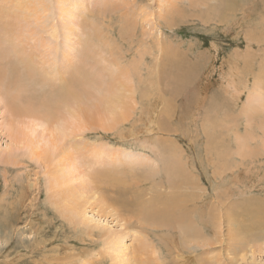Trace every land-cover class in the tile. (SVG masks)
Returning a JSON list of instances; mask_svg holds the SVG:
<instances>
[{
	"label": "rangeland",
	"instance_id": "374dc122",
	"mask_svg": "<svg viewBox=\"0 0 264 264\" xmlns=\"http://www.w3.org/2000/svg\"><path fill=\"white\" fill-rule=\"evenodd\" d=\"M36 1L37 16L31 9L26 10V4L35 0L23 3L0 0L2 10L8 5L15 9L8 17L0 16V27L9 22L17 35L15 42H3L5 44L0 46L6 49L4 65L17 62L23 66L18 55L35 60L33 63H37L40 76L47 73L53 82H44V76L43 81L38 76L37 80L28 77L25 84L37 97L51 95L53 92L49 90H53L55 84L58 87L85 65L80 69L89 75V81L82 103L89 107L90 116L83 115V126L68 131L53 159L44 166L33 159L28 145L33 142L37 158L38 142L44 147L46 142L42 140L53 136V132L46 128L44 120L11 110L5 88L0 84V264H85V261L86 264H113L111 256L121 247L131 256V251H137L143 244L139 239L144 236L137 237L135 229L145 232L138 227L136 218L122 225L124 221L120 222L114 212L110 213L112 209H119L114 201H118L124 189L105 182L94 183L87 197L97 205L91 201L85 205L87 214L82 216L90 222L83 224L69 219L63 207H57L64 202L67 193L57 195L52 190L56 178L48 169H58L65 164L58 156L69 151L92 158L93 151L105 150L108 157L104 166L110 164V168L122 166L120 159L126 167L132 166L133 161L144 160L145 156L151 158L144 162L154 165L153 161L159 160L157 150L143 148L145 142L154 138L177 142L184 160L189 163L187 166L193 170L202 192L200 200L189 205L198 204L204 212L209 206L213 209L208 217L213 224L206 225L198 219L197 211L193 213L194 222L202 225L200 231L204 236L195 243L178 237L176 241L180 243L182 255L178 258L173 250L171 255L162 249L158 254L162 264H264L263 241H259L260 236L264 237V221H255L249 208L253 205L251 201L264 202L261 145L264 124L260 122L264 108L257 111L260 105L251 107L248 103L249 95L253 91L256 94V80L264 78V0H238L241 6L233 8L232 14L224 19H219L212 11L213 6L223 3L221 0ZM61 2L71 11L62 10L65 4ZM210 13V18L203 16ZM12 46L21 50L14 51ZM179 54L184 59H179ZM124 65L138 70L134 77L125 79L135 88L127 94L131 98V113L118 126L124 129L125 135H134L121 138L113 131L100 129L97 132L105 113L104 110L99 113V108L93 105L103 101L100 99L106 94V88L114 81L111 75L126 69ZM23 75L29 74L23 69ZM262 84L263 92L264 79ZM143 91L145 95L141 94ZM65 105L59 115L67 114L77 102L71 100ZM169 108L170 114L166 115L164 111ZM152 110L154 113L149 115ZM160 120L173 130L158 131ZM211 120H216L218 125L215 132L212 130L213 135L207 132L212 127ZM236 133L241 138L247 133L253 134L247 156L238 151ZM11 139L10 147L7 143ZM255 149L257 153L252 152ZM38 150L42 156V150ZM9 152L10 157H5ZM218 153L223 156L221 159ZM117 158L120 159L115 161ZM225 158L228 167L224 166ZM83 165L78 167L81 174L88 169ZM62 172L58 173L59 178ZM127 172L130 171L127 169ZM75 177L67 186L71 190H74L72 185L78 186L79 180ZM87 178L82 177V180ZM94 186L99 187L100 195L92 193ZM135 188L150 197L163 194L162 184L146 177L133 190ZM76 201L66 205L73 206ZM100 211L107 217L100 219ZM119 215L125 217V214ZM201 219L206 220V217ZM165 230L151 228L147 232L149 239L159 245V234ZM168 232L179 234L176 230ZM105 233L120 236L109 246L104 242ZM150 255L152 258L151 251L141 258L148 260ZM134 257L139 260L137 253Z\"/></svg>",
	"mask_w": 264,
	"mask_h": 264
},
{
	"label": "bare ground",
	"instance_id": "6f19581e",
	"mask_svg": "<svg viewBox=\"0 0 264 264\" xmlns=\"http://www.w3.org/2000/svg\"><path fill=\"white\" fill-rule=\"evenodd\" d=\"M5 1L11 2V0H4V2ZM18 1L21 3L27 2V0H18ZM221 1L223 3H221L219 7H216V6L212 7L213 15L218 16L219 19L227 18V15L229 13L232 14L233 8H237L241 6V2L238 0H221ZM60 4H65V7H63L62 10L71 11L70 7L69 9H66L67 7L66 3L61 2ZM28 5L30 7H28ZM28 5L26 4V10L31 9L34 13H36V16H37V1L35 0V3L30 2L28 3ZM7 7L8 8L6 9L3 8V10L0 8V16L3 18L10 16V12L15 10L14 6L10 7V5H8ZM182 13H183V10H182ZM28 15H26V17H29ZM211 15L212 14L210 13V14L203 15V16H205V18H210ZM9 24H10L9 22L3 23L2 26L0 27V46L2 44H5L3 42H9L10 44L11 42H15L14 40L16 39L17 35L11 29V26ZM255 30L257 29L255 28ZM95 32L96 30L94 31V34L92 33L94 36H95ZM13 49L14 51L21 50V49H16L14 47ZM5 50L6 49H4L3 47L2 48L0 47V61H2L0 62V84L4 86L5 88L4 92L7 95V99L9 101L11 110H13L15 113H18V114H23V115H27L33 118H37V120H40V119L44 120L43 124L44 122H47L45 124L47 126L46 128L53 132V136L48 137L46 140H42L46 142L44 147H41L42 145L40 146V142H38L39 144H37V142L35 143L37 144V158H35V147H33L35 145L33 144V142L28 145L30 148V154L34 157L32 158L38 161H41L44 164V166H47L48 163L50 162V159H53V155L56 149L58 148L59 142L69 135L68 131L78 126H83L81 124L82 123L81 118L83 115L85 117L90 116L89 107L86 106V104L84 106L82 103V101L87 96L86 85L88 84V81H89V75L83 69H80L83 67L82 66L78 70H75L76 75L74 76L71 75L72 77H70L68 80H64L63 82H61L58 85V87L56 84H55L56 88L55 86L52 85L53 90H49V92L50 91L53 92L51 95L45 96L47 95L46 93L43 96L38 95L37 97V94L33 93L32 90L27 88L25 81L27 82V80L29 79L28 77H33L34 79L37 80V76H38L39 79L41 80L44 76L47 78V80L46 78L45 79L43 78L45 80L44 82L51 81V84H53L49 75L45 73V75L40 76V73L37 72L38 71L37 63L36 64L33 63L35 62V60L32 61L29 57L24 58V56L22 55H18V56H20V63L22 62L23 66L18 64L17 62L8 63L4 65V62H5L4 59L6 57ZM179 55H180L179 59H181L183 56L181 57V54ZM176 57H179V56H176ZM115 60L118 61L119 59H115ZM172 63H175V61ZM178 63L177 65H179ZM185 65H187V63ZM124 67L126 69H122V70L119 69V72L116 75L115 74L111 75V78L114 79V81H112L106 88V91H107L106 94L103 95L102 98L100 99V100L103 99V101L93 105L94 108L95 107L99 108L100 110L99 113L101 112V110H104V113H105V119L101 123L97 132L100 129L104 131H113L114 134L120 135L121 138H126V137L134 135L130 132H129L130 134L125 135L124 129L123 128L120 129V127L118 126H121V124L126 119H128L131 113V112L129 113V111H131V106L129 105V100L131 98L127 96V94L131 93L132 90L135 88L133 86V83L127 84L129 81L125 79L134 77L138 70L135 66L130 67L129 65H124ZM162 67L164 66L162 65ZM23 69L29 75H23ZM185 70L187 69L185 68ZM42 71L43 70L41 69V72ZM42 74L44 73L42 72ZM177 74H175V76H178ZM263 79H264L263 77H260L259 81L256 80V88H255L256 94H255V91H253V93L251 92L252 90H254L252 89L250 91L252 94L249 95L248 103L251 107L260 105V107L257 108V111H259L261 108H264V94H263L264 91L262 92ZM29 93H33L34 95L31 96V94L29 95ZM38 94L40 93L38 92ZM141 94L145 95L146 93L143 91ZM71 100H74L77 102L76 107H70L69 112H67V114L59 115V111L62 108V106H64L65 104H68ZM93 107H91V109ZM170 110L171 109L169 108L165 110L164 113L168 115L170 114L169 113ZM261 111H264V110H261ZM151 113H154V111L152 110L148 114L150 115ZM85 117L83 118V123H85ZM211 121H212L211 123L212 127L207 129V132L209 133V135H213L212 130L215 132V127L218 126L216 120H211ZM260 122L264 124V118H262ZM263 128H264V125H263ZM171 130L173 129L169 125H167L164 121L162 120L159 121L158 131L167 132ZM236 134H238L237 139H236L237 140L236 145H237V148L239 149L238 151L240 152V154L247 156L246 154L250 152L247 150V148H249L248 143H249L250 138L253 137V134L252 133L245 134L244 136L247 138L245 137L241 138L239 133H236ZM169 139L167 141L166 139H156L155 140L154 138V139H149L147 142L143 144V148L145 149L155 150V151L157 150V157H159V160L157 159L156 161H153L154 165H151L147 161L144 162L145 159L149 160L151 158L149 156H145L143 158L144 160H139L138 162L133 161L134 164L132 166L128 164L126 167H123L125 164L120 158H117L115 159V161L120 159L119 164H121L122 166H113L112 168H110V164H108L106 167L104 166L107 160V157H108L107 151L105 150H98L96 153L93 151L92 158L85 157L81 153H78V152L69 151L66 154L61 153L58 156L60 161H63V160L65 161V164L60 166L58 169L56 168L55 169L53 168L52 170L48 169V172L50 173V175L56 178L55 183L51 185L52 190L54 192L56 191L57 195L58 194L64 195L67 193L65 196L64 202H61L57 207H60V208L63 207L64 214L69 219L73 221L75 220L81 221L83 224H88L90 222L88 218L82 215L87 214L85 211L86 208L84 207L85 205H87V203H89V201H91L89 200L90 198L87 197L88 195L87 193L90 190V187H92L94 183L105 182L107 185H110L114 188L121 187L124 189V192H122V195L118 198V201H114V204L117 205L119 209L115 207L117 210L112 209L110 210V213L114 212L117 219L120 218V222L124 221L122 225L128 224L131 221V218H136L135 222L138 223V227L140 229L142 228L144 229V230L142 229V231H144L145 233L136 232V229H135L134 232L135 234H137V237H140V235L144 236L139 239V241L143 240V244L137 249V251L132 250L131 256H129L130 254L129 251H125L122 247L119 248L114 254L112 253L113 255L111 256V260H113V264H115V261H116V264H133V262L134 264H162L160 260V256H158V254L162 253V249H165L170 253L173 250L175 252V256L179 258L180 255H182V252L180 250V243L176 241L178 237L182 236L185 242L193 241L195 243L199 241V238L204 236L203 235L204 232L200 231L202 228V225L199 224L198 222H194L195 220L192 216L193 213L197 211L199 213L198 219H200V221L204 222L206 225L207 223L213 224V223H210L211 219L208 218L211 216L210 212L213 211L211 206L207 207L206 212H204L198 206V204L189 205L190 203H194L195 201L197 202L198 200H200V195L202 191H200L198 187V184L194 177L195 175L193 173V170L187 166L189 165V163L186 160H184L181 150H179L180 148L178 149L179 145L177 146L176 144L177 142L176 143L174 142L175 144H173V142L169 141ZM176 140H173V141H176ZM221 141H223V139ZM216 142L219 143V141L217 140ZM12 143L13 141L11 139L7 143V145L11 147ZM212 144L214 145L215 143L213 142ZM260 144H261V141H260ZM261 145H262V150H264V141H262ZM38 149L42 150L43 152L42 156L39 155ZM227 151L228 149L226 146V150H225L226 155H228ZM254 151H256V149L252 150V152ZM10 155H11V152L7 153L5 157L8 158L10 157ZM218 157L221 159L223 156L220 153H218ZM110 161L111 160H109V162ZM224 162H225L224 166L228 167L229 163L227 161V158H225ZM81 164L88 166V169L83 174L78 172L79 171L78 167ZM127 169L130 172H127ZM65 170L67 172H65ZM60 171H63V172L61 173V177L59 178L58 173ZM87 171L88 173L85 174ZM75 173H78L76 177H75ZM154 175H157V176L153 177ZM85 176H87L88 178L82 180V177H85ZM74 177L77 180H79L77 181L78 186L71 184L73 186L72 189H74L75 191L68 188L69 183L73 182ZM143 177H146V178L152 179L153 181L161 183L162 193H163L162 196L155 195L153 197H150V194L146 195L145 192H142L138 188H135V190H133L136 184H139V185L141 184ZM55 186H57V188H55ZM94 187L96 189L93 188L94 190L92 191V193L94 195L95 194L100 195V193L97 192L99 187L98 186H94ZM167 188L169 189L168 193L165 192V189ZM128 192H130V195H128ZM73 200H77L75 202V205L73 206L66 205ZM100 201L103 202L102 197ZM261 201L262 202L259 204H254L251 201L253 205H249L251 214L254 217L253 219H255V221L257 222L264 221V202L263 200ZM91 202L94 203V200H92ZM94 204L97 205L96 203ZM108 208H111V205L110 207L108 206ZM119 213L120 214L122 213V216L125 214V217L122 218L119 215ZM100 214H101L100 219H102L103 217H107L106 213L103 214L100 211ZM203 217H206L207 221L204 219H201ZM229 218L235 219V218H232V216H230ZM156 227L157 229H163V228L166 229L165 230L166 232L164 233L162 232L161 234H159V240H160L159 245L156 242L150 240L149 238L151 237L147 233L151 228L156 229ZM169 230H176L178 231L179 234L176 235L173 232L167 233V231ZM119 236L120 235L116 236L115 234L105 233V235L103 236L104 242L107 245L113 244L114 241L118 240ZM260 240L263 241V246H264V237L260 236L259 241ZM121 242L122 244L124 243V241H121ZM237 248H240V247H237ZM150 251L153 256L152 258H151V255L149 256L148 260L145 258L144 259L141 258V257H144L147 253H150ZM136 253L139 256V260H136L137 258L134 257ZM85 264H86V261H85Z\"/></svg>",
	"mask_w": 264,
	"mask_h": 264
}]
</instances>
